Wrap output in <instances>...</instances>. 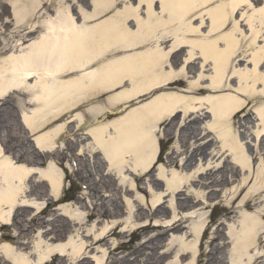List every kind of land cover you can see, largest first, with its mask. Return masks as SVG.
<instances>
[{
    "label": "bare ground",
    "instance_id": "6f19581e",
    "mask_svg": "<svg viewBox=\"0 0 264 264\" xmlns=\"http://www.w3.org/2000/svg\"><path fill=\"white\" fill-rule=\"evenodd\" d=\"M115 1L93 0L94 10H83V13L86 12L83 22L78 24L70 11V4L59 0L58 10L52 17H43V23L39 26L36 21L28 22L40 7L39 4H47L49 0L46 3L44 0H12L16 25L25 26V29L16 32L20 36L18 49H9L4 53L8 56L0 58V102L17 94L22 115L16 111V117L25 123L26 127L23 128L26 133L33 136L76 112L71 115V120L82 123V126L87 124L83 128L90 138L88 149L91 153L96 151L102 155L105 163L99 160L105 165V173L108 171L105 175H110L115 181L117 178L120 187L125 190L123 198L127 200L125 205L128 211L125 215L132 217L126 220L125 226L116 221L101 225L99 221L95 226L91 224L94 227L91 230L88 223L92 220L88 216L86 201L84 205L76 203L68 207L63 205L61 197L62 207L58 211L62 210L69 221V232L66 235L67 229L63 226L55 231L52 227L54 219L48 218L52 214L45 218L41 216L48 211L51 213L48 210L50 202L47 198L38 197H44L45 193V197H51L52 201L58 197L60 200L65 173L52 161L41 169L39 165L42 163L17 159L14 146L10 147V140L7 145L5 138L0 141V260L8 264H46L49 261L60 264V260L66 258L77 262L89 247L85 238L90 241L94 239L96 245H109V236H114L118 227H124L120 231L123 235L129 232L126 229L132 227V234L138 230L166 229L175 236L187 229L183 225L192 223V240H187L186 232L184 239L175 238L170 245L179 247L176 256L189 259V264H197L202 236L208 228L207 218L198 211L212 205L204 201L206 192L203 188L206 184L199 180L207 176L212 167L197 168L185 175L172 173L170 178L167 171L159 168L158 177L166 184L168 193H180L181 188L186 189L183 183L185 179L189 188L193 189L191 193L195 200L183 213L173 201L166 221L161 218L166 211L163 212L162 197H159L151 208V217L158 215L160 218L155 219L154 224L145 221L137 228L138 223L133 221L135 207L127 194L133 193L131 197L142 200L138 197L136 181L155 169L161 144L157 133L165 120L170 117L176 119L182 109L185 116L195 113L202 116L201 113L206 112L212 114L213 121L205 129L218 133L224 152L221 153V160L231 159V164L244 171L243 184L233 185L217 199L226 200L227 191L237 195L242 186V189L250 188L236 206L235 213L240 215V220L238 225L231 227L233 248L227 264H257L262 256L252 257L251 252L264 239V206L263 209L256 207L253 214H248L247 209L262 207L258 204L262 203L259 199L264 195V151L261 149L264 139V7L248 15L246 8L242 7L245 4L246 7H253V4L264 0H221L213 8H204V5L214 0H139L135 5L128 3L127 8H117L109 19L95 26L90 25L91 19L110 13V6ZM158 3L160 7L156 8ZM231 18L234 24L227 29ZM244 26L248 29H244ZM39 28H42L40 35L31 40V35ZM170 42H173L172 45H169ZM244 45L246 51H242ZM196 48L199 52H195ZM134 51L137 52L129 54ZM182 52H185L184 61L181 57V67L176 66V59ZM194 66H198L196 74L192 76L190 72L188 75L187 70ZM182 78L189 82L191 79L200 82L201 88L195 87L194 91L180 88ZM191 84L194 85V82L191 81ZM204 88L208 89L207 95H199ZM120 89V92L112 95L107 105L97 102L83 111L82 108L91 98L112 94ZM217 91L224 93L219 99L215 97ZM256 95H261L260 101L253 98ZM250 102L255 103L258 115L257 125L253 126L251 133L252 140L248 136L242 138V131L232 123L233 116L250 107ZM26 106L29 109L24 110ZM122 108L128 109L123 115ZM8 112L10 114L5 115L14 118V113ZM111 113L117 114V117L99 121L101 116ZM86 114L94 118L92 123L85 120ZM64 127L59 125L34 137L37 148L43 153L52 154L54 142ZM18 131H13L9 138L12 139L13 134L18 135ZM86 134L82 133L81 136ZM4 137L5 133H2ZM249 147L256 149L258 157L250 152ZM179 152L183 151L180 149ZM77 156L80 154L77 153ZM182 158L183 155L179 160ZM77 167L83 170L82 160L77 161ZM197 182L199 191L194 184ZM90 185L93 188L90 203H95L98 197L94 194L92 182ZM145 185L151 190L150 183ZM232 200H226L229 210ZM257 200L260 202L257 203ZM112 203L111 209H106L104 215L116 214ZM24 208L31 209L35 218L17 217V214L23 215V210L19 211ZM18 223L25 229H20ZM85 226L90 230L81 231ZM31 228L36 229L35 236L32 241H27L20 230L26 232ZM3 231L14 234L16 242L5 241ZM149 241L150 238L140 242L131 256L141 258ZM118 246L114 243L109 255L114 254ZM99 251L102 255L93 257L95 261L92 262L105 264L107 251ZM88 258L84 256L82 260ZM144 264L153 263L145 261Z\"/></svg>",
    "mask_w": 264,
    "mask_h": 264
},
{
    "label": "rangeland",
    "instance_id": "374dc122",
    "mask_svg": "<svg viewBox=\"0 0 264 264\" xmlns=\"http://www.w3.org/2000/svg\"><path fill=\"white\" fill-rule=\"evenodd\" d=\"M4 0H0V6L2 7ZM221 0H214L213 2L209 3L208 5H204V8H213L217 7L218 2ZM225 1V0H223ZM139 0H116L112 6H110L111 13L108 14L112 15L114 12L117 10V8H127L128 3H132L135 5L138 3ZM50 6L48 8H43L41 12H36L33 14V17L30 19L29 23L35 22L42 24V19L45 16L52 17L53 13L55 11V8H57L56 1L55 0H50L49 1ZM68 3L71 5L70 8H72L74 12V16H81L84 19L85 13L82 12L83 8H86V11L89 10L90 8H93L94 2L93 0H68ZM253 4V2H252ZM156 8L160 7V4L158 3ZM264 7V2L256 3L253 4V7H246V4L242 8H246V15L253 13V11H258L261 10ZM79 8V9H78ZM202 8V7H201ZM78 10V12L76 11ZM12 12L14 13V9L12 8ZM241 13V12H239ZM13 16V15H12ZM208 17V16H206ZM246 17V16H245ZM99 18V16H98ZM32 20V21H31ZM95 19H92V21ZM240 20V17H239ZM9 21V22H8ZM8 22V23H7ZM11 20H10V13L8 8H0V58L1 57H6L8 54H4L5 52L9 49H18V38L14 37L15 31H18V29L13 30L11 29ZM95 24V23H92ZM228 27L227 29L231 28L234 24L233 19H229V22L227 23ZM245 24V23H244ZM24 28H22L23 30ZM244 29H248V27L244 26ZM41 29H37V31H41ZM38 36L37 33L33 34V36ZM32 36V37H33ZM18 37V36H17ZM173 42H170L169 45H172ZM190 47L189 45H186ZM138 50V51H142ZM195 52H199L198 49H195ZM242 51H246V45H244ZM137 51L131 52L129 54H134ZM188 50H186L187 54ZM184 55L185 52L182 54L180 53V57L177 60L178 64L176 66L181 65V57L184 61ZM124 56V55H122ZM116 57V56H113ZM121 56H118L119 58ZM180 59V60H179ZM210 62V61H209ZM208 62V63H209ZM206 63V64H208ZM209 65V64H208ZM198 66H194V68H189V75L190 72H192V76L196 74ZM210 67V65L208 66ZM237 78V77H235ZM183 82L180 84V88H183L188 91H192L193 88L200 87V82H195L196 80L191 79L190 82L189 80H186L185 78H182ZM191 81L194 82V85L191 84ZM236 81V80H235ZM199 95L204 96L207 95L206 90L207 88H204ZM122 90V89H120ZM120 90H118L120 92ZM194 91V90H193ZM112 94L100 96V97H93L88 102L84 105L82 108L83 111L87 109V107L94 105L97 102L102 103L103 105H107L110 98H112ZM155 94V93H153ZM224 94L223 92H216L215 97L220 98V96ZM17 94L14 96L5 99L4 101L0 102V141L6 138H9L11 136V133L14 131H18V135L13 134V138L10 140L12 141V144L14 142L19 143L21 146H26L28 155H35V150L32 148V142L30 140H34V136H31L33 134L28 135L24 130H23V125L21 123V119H17L16 115L18 111V115L21 114V107H18V103L16 100ZM199 96V97H201ZM246 96V95H245ZM257 101H260L261 95H256L255 97ZM252 98V99H253ZM150 99V98H149ZM250 99V101L252 100ZM197 101V100H196ZM199 103V102H197ZM206 105H208V102H204ZM203 104V103H202ZM250 107H247L243 110V112L235 115L234 118H232V123L235 128H238V130L242 131L241 132V137L246 138L248 136L249 140H252L251 133H253V126L257 125V120H258V115L255 111V103L250 102ZM134 106V104H132ZM131 106V107H132ZM25 109H29V107H25ZM122 115L127 112L128 109L122 108ZM182 111V109H180ZM14 113V118L11 116H6V114ZM81 111V109H80ZM184 111V110H183ZM182 111V112H183ZM76 112L73 114L75 115ZM71 114H68V116H65L61 119L58 120V122L53 123L51 128H45L41 134L49 132L53 127H57V125L63 124L64 129L61 132V134L57 137V141L54 142V146L56 148V152H54L55 156L58 155V165L59 167H69L68 166V161H67V154L66 153H71L75 155V153L78 151L81 156H84L85 158L84 163L86 164V168L90 172H83L76 173L69 176V173L66 172L67 175V180L65 186L69 184L68 181L72 184L73 187V192L70 193L69 198L65 197L63 198V205L64 206H70L72 204L76 203H82L84 205V197L85 195L82 194L80 191L79 187L75 184H73V179L75 180H83L85 182L91 183L95 187L94 194L98 195L100 192V195H98V198L103 196V198L100 199V206L101 211L99 210L98 216L92 215L91 216V223L88 224H93L94 226L96 225L97 222L100 221V224L103 225L104 223L111 222V221H116L119 224H122V226H125L126 220L130 219L132 217H126L125 212L127 213L126 209V203L127 200L123 198L125 195V190L120 189L119 182L118 180L116 183L118 184V187L115 186V182L113 178L108 175L106 176V173L104 172V166L105 163L104 160H102L104 163L101 164L99 160V155L96 154H91L88 147H89V137L86 135L81 136L82 133H85V130L82 128V123L76 122L74 120H71ZM22 115V114H21ZM102 117V116H101ZM115 117H117V114L111 113L110 115L107 114V120H112ZM247 117V118H246ZM87 122L92 123L94 118L90 117L89 115L86 114L84 117ZM196 119L191 122L189 120V114L184 115V113H181L177 116L174 121H166L164 125L161 126V131L157 133L158 137L161 138V156L159 157V160H157L158 165H156L151 174L148 176L143 177L141 180L136 181V186H138L139 191H138V197H141L142 200H137V198L132 199L131 202L134 204V212L133 216L134 219L133 221H136L138 223V227L143 225L145 221L148 224H154L155 219H159L160 216H153L152 209L153 204L158 200L159 197H162L163 205H162V210L163 212L166 211L165 216L161 217L163 221H166L165 219H169V209L171 206V203L177 204L176 206L179 207L181 213L187 211L186 209L188 206H192L191 201H195L192 198V188H189L188 182L184 179V184L186 186V189L181 188L180 193H174L172 194L171 192L168 193L166 191V184L161 181L158 177L159 173V168L161 167L162 170L164 169L167 171V177L170 178V175L172 173H189L190 171H193L197 168H206L209 169L210 167L212 168L211 172H208L207 176L202 177V179L199 180V182H202L206 184L203 189L206 192L205 195V200L208 201V203L212 204L210 206H207L206 209H203L201 211H198V214L205 215L207 218V223H208V228L204 235L202 236V244H201V252H200V257L197 261V264H227L229 263V253L233 248V239L231 236V227L232 225H238V222L240 220V215L235 213L237 211V204L240 202L244 197L246 196V193L249 191V187H246L242 189V187L239 189L238 194H232V192L227 191L226 195V200H232V205H231V210L227 209V204L226 200L221 201L222 199L217 197L223 196L224 191L230 190L233 185H239L243 184L242 179H243V170L237 169L233 164H231V159H225L223 158L221 160V153H224L221 149V139L218 137L217 132H209L205 128L213 121L212 115L209 114H203L200 117H195ZM13 119V120H12ZM72 122V123H71ZM24 123V122H23ZM25 124V123H24ZM66 124V125H65ZM21 132V133H20ZM24 132V134H22ZM2 133H5V137L2 138ZM201 133V134H200ZM40 134V133H39ZM186 135V136H185ZM18 136V137H17ZM185 136V139L184 137ZM24 140H22V138ZM38 137V136H37ZM36 140H34L35 142ZM178 147V148H177ZM247 147V146H246ZM81 149H84L85 152L81 151ZM183 151L182 153L179 152V150ZM251 153H254L256 155V149L253 147L248 148ZM261 149L264 151V139L261 143ZM30 152V153H29ZM37 154V153H36ZM183 155L182 160H179V158ZM257 156V155H256ZM36 157H38V160H32L37 163H42L39 165L42 169L45 168V159L49 157L47 154L44 157V161L40 160V156L37 154ZM258 157V156H257ZM30 161V163H32ZM175 161V162H174ZM173 162L175 164H173ZM206 162V163H205ZM44 163V165H43ZM212 163L210 166L209 164ZM90 164L89 168L87 165ZM31 165V164H30ZM93 171V172H92ZM183 171V172H182ZM71 174V173H70ZM97 176H96V175ZM88 175V176H87ZM185 175V174H184ZM82 176H84L82 178ZM73 177V179H72ZM193 179V177H192ZM195 180V179H193ZM198 181V180H197ZM150 183V188L148 189L145 184ZM197 185V190H200L199 183H194ZM253 184V183H252ZM72 189V188H71ZM201 189V190H203ZM217 190H221V192H218ZM45 190H43L44 192ZM70 189L66 190L65 187V192L66 194L69 193ZM242 191V192H241ZM241 192V193H240ZM93 193V192H92ZM129 194V193H127ZM45 197V193L43 194ZM65 195V193H64ZM62 195V197L64 196ZM120 195L122 196V199L120 198ZM132 194H129L131 197ZM100 196V197H99ZM106 196H109L106 198ZM48 199V202H50V207L48 210L51 211V213L48 211L44 214H42V217H48L50 214H52L51 217L48 218H53V225L52 227L55 229V231H58L59 226H63L67 229V232H69V221L65 218L66 216L63 215L62 210L58 211L62 206L61 200H51L49 196H46L43 199ZM130 199V198H128ZM218 201H217V200ZM260 201H262L261 204L262 207L260 206H255L254 208L247 209L248 214H253L258 208H262L264 206V195L260 196ZM257 200V203L260 202ZM121 201L123 203H121ZM129 201V200H128ZM113 202V203H112ZM114 205V208L116 210L113 212V214H108L104 215V212L106 209L110 210V204ZM131 203V204H132ZM132 204V205H133ZM113 208V207H112ZM23 210V215L20 216L17 214V217L19 216L20 218H35V215L32 213L31 209H21L19 213ZM160 209V211H162ZM159 211V212H160ZM161 213V212H160ZM65 214V213H64ZM96 214V213H95ZM151 214V215H150ZM63 215V216H62ZM149 215V216H148ZM31 216V217H30ZM156 220V221H157ZM26 225V224H24ZM35 225V224H31ZM192 223H188L187 225H183V227L187 226V229H184L183 231H180L178 234L175 236H172L171 233L167 232L166 229H159V230H138L137 233L132 234L130 233L131 231H134L132 227H129L126 229L129 231L127 234H120V231L124 228L118 227L116 228L115 232L116 234L114 236H109V245H103L104 243L97 244L96 241H90L89 239L85 238L84 240H87L88 248L84 251V254L82 257L77 261L73 262L72 260L69 259H61L60 264H95L92 261H95L93 257L102 255V253L99 250L107 251L106 253V260L105 264H144L145 261L152 262L153 264H166V263H181V264H189V259L187 258H182L181 256H176L177 251L179 250L178 246H171L170 242L171 240L175 238H181L186 235V232L188 233L186 235L187 240L191 241L192 237L190 236V226ZM29 227V225H26ZM18 227L20 229H25L22 227L21 223H18ZM100 227V226H99ZM94 227L91 225V230ZM27 229V228H26ZM89 227L85 226L81 231H86L88 230ZM89 229V230H90ZM124 230V229H123ZM24 230H20V233H23L26 235V240L27 241H32L35 236V231L36 229L31 228L29 231L23 232ZM4 233V238L5 241H12L16 242V236L14 234H11L9 231H3ZM87 234V232H86ZM34 235V236H33ZM54 237V235H53ZM173 237V238H172ZM150 241L148 244H146L147 247H145L142 251V256L141 258L137 259L136 257H132V251L138 247L140 242L149 239ZM264 238V235L262 236ZM62 241H64V238H62ZM108 242V243H109ZM114 243H117L118 246L117 251L112 252L111 255H109V252L111 248H113ZM30 246L27 247L28 251L30 252L29 248ZM100 252V253H99ZM261 253V254H259ZM252 257L255 256H262V259L257 262V264H264V239L262 240L261 245L257 249H252ZM89 257L86 260H82L83 257ZM137 259V260H136ZM139 262V263H138ZM0 264H8L4 260H0ZM46 264H52L51 261H49Z\"/></svg>",
    "mask_w": 264,
    "mask_h": 264
}]
</instances>
